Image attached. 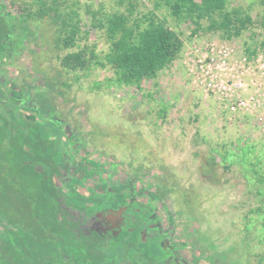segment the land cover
Listing matches in <instances>:
<instances>
[{"label":"rangeland","instance_id":"1","mask_svg":"<svg viewBox=\"0 0 264 264\" xmlns=\"http://www.w3.org/2000/svg\"><path fill=\"white\" fill-rule=\"evenodd\" d=\"M37 1L0 0L19 29L0 54V80L5 92L30 101L23 111L48 132L47 147L36 154L56 163L83 195L98 194L103 185L113 196L132 192L178 250V262L169 264H264L262 0H227L225 11L241 10L251 21L229 38L210 31L206 19L173 17L156 0H65L63 7L78 8L83 21L71 50L95 55L83 71L61 69L67 51L54 46L57 25L27 17ZM99 8L125 15L129 26L147 16L164 21L179 36L180 52L154 78L118 84L110 66L95 64L110 47L86 13ZM211 43L227 46L234 60L246 58L248 75L237 79L241 88L232 96L246 110L230 112L223 96L207 93V70L199 66ZM209 157L217 164L213 172L204 167Z\"/></svg>","mask_w":264,"mask_h":264},{"label":"trees","instance_id":"2","mask_svg":"<svg viewBox=\"0 0 264 264\" xmlns=\"http://www.w3.org/2000/svg\"><path fill=\"white\" fill-rule=\"evenodd\" d=\"M37 2V9L27 17L48 18L57 25L54 46L67 51L60 59L61 69L85 70L95 55L84 49L71 50L83 22L80 10L64 8L65 0H52L48 7L42 0ZM156 2L164 3L173 17L208 20L210 31H220L227 38L239 36L251 24L241 10L225 11L227 0ZM86 13L105 30L110 46L104 61L95 64L110 66L118 84L138 85L154 78L180 52L179 36L153 16L129 26L121 13H104L100 8ZM260 25L264 30V15ZM17 30L11 15L0 9V54ZM247 53L252 56L255 50L247 49ZM2 84L0 80V264L178 262L179 252L161 230L154 211L135 202L132 192L113 196L103 185L98 194L83 195L56 163L36 154L47 147L48 132L23 111H29L30 101L14 98V91L5 92ZM204 164L209 172L217 166L213 157ZM59 181L67 190L64 195Z\"/></svg>","mask_w":264,"mask_h":264},{"label":"built area","instance_id":"3","mask_svg":"<svg viewBox=\"0 0 264 264\" xmlns=\"http://www.w3.org/2000/svg\"><path fill=\"white\" fill-rule=\"evenodd\" d=\"M207 49L208 54L203 57L205 58L203 62L206 64L201 63L199 66L201 71L204 68L207 70L205 85L207 93H211L214 97L223 96L221 100L230 112L246 110L247 103L242 98L232 97L234 92L241 88V82L237 79L248 75L249 66L246 58L240 57L238 61L234 60V54L225 45L211 43Z\"/></svg>","mask_w":264,"mask_h":264}]
</instances>
